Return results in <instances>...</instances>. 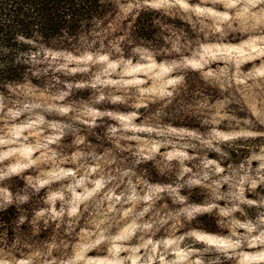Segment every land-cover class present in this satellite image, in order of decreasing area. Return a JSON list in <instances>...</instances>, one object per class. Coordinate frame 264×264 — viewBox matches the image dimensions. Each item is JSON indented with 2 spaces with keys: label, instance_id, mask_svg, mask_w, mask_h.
<instances>
[{
  "label": "clouds",
  "instance_id": "9594fccd",
  "mask_svg": "<svg viewBox=\"0 0 264 264\" xmlns=\"http://www.w3.org/2000/svg\"><path fill=\"white\" fill-rule=\"evenodd\" d=\"M90 4L0 0V264H264V0Z\"/></svg>",
  "mask_w": 264,
  "mask_h": 264
},
{
  "label": "trees",
  "instance_id": "16d2710c",
  "mask_svg": "<svg viewBox=\"0 0 264 264\" xmlns=\"http://www.w3.org/2000/svg\"><path fill=\"white\" fill-rule=\"evenodd\" d=\"M21 3V7L17 9V12L23 11V5L24 4H35L39 5L37 8V11L40 13L42 19L45 21L44 28L50 32V33H56L60 27L63 26L64 21L63 17L60 15V9H62L65 5V3L70 2V0H19ZM95 8V0H91V4L88 9H78L76 11L87 14L88 11L94 10ZM20 23L23 25L25 31L28 30L29 25L27 23H24V21H20ZM3 29L0 28V32H2Z\"/></svg>",
  "mask_w": 264,
  "mask_h": 264
}]
</instances>
